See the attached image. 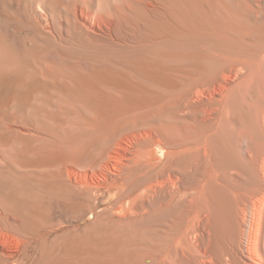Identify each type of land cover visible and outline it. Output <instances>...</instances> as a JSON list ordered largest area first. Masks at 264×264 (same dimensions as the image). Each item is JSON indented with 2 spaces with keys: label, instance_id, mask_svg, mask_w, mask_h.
<instances>
[{
  "label": "bare ground",
  "instance_id": "bare-ground-1",
  "mask_svg": "<svg viewBox=\"0 0 264 264\" xmlns=\"http://www.w3.org/2000/svg\"><path fill=\"white\" fill-rule=\"evenodd\" d=\"M9 3L0 264H264V0Z\"/></svg>",
  "mask_w": 264,
  "mask_h": 264
},
{
  "label": "rangeland",
  "instance_id": "rangeland-1",
  "mask_svg": "<svg viewBox=\"0 0 264 264\" xmlns=\"http://www.w3.org/2000/svg\"><path fill=\"white\" fill-rule=\"evenodd\" d=\"M7 2L8 0H0V35L6 36L8 45L12 46V50L16 53L18 58L23 59L24 57L25 59V57H27L26 52H28L29 49L32 50L31 48L34 42L33 34L31 30L25 26L23 21L18 22L17 16L20 12H18L16 8H13V6L10 7L12 5L9 3L10 0L8 3ZM14 9L15 11H12ZM16 13L18 15H16ZM30 44H32L31 47ZM30 50L29 52L31 53L32 51Z\"/></svg>",
  "mask_w": 264,
  "mask_h": 264
}]
</instances>
